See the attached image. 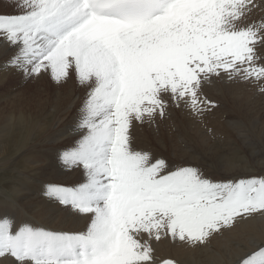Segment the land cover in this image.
<instances>
[{"label": "snow or ice", "instance_id": "obj_1", "mask_svg": "<svg viewBox=\"0 0 264 264\" xmlns=\"http://www.w3.org/2000/svg\"><path fill=\"white\" fill-rule=\"evenodd\" d=\"M3 67L25 76L74 74L85 96L64 169L75 186L47 182L45 197L87 220L79 232L52 231L0 214V260L13 264H155L152 242L207 246L264 218V177L213 180L195 166H171L131 147L133 121L154 124L175 108L201 120L216 107L203 96L215 79L264 80V0H7ZM264 93V86L260 88ZM210 131V130H209ZM232 264H264V230L236 244ZM161 264H176L165 259Z\"/></svg>", "mask_w": 264, "mask_h": 264}, {"label": "bare ground", "instance_id": "obj_2", "mask_svg": "<svg viewBox=\"0 0 264 264\" xmlns=\"http://www.w3.org/2000/svg\"><path fill=\"white\" fill-rule=\"evenodd\" d=\"M252 17L253 18L264 17V10H261V9L254 10L252 13ZM0 47L3 48V50L8 53V48H6L3 44H1ZM258 49L262 50V53H264V46L259 47ZM9 56L10 55L8 54L5 57L4 61L0 62V87L4 86L5 88L6 87L14 88L15 86H18V84L21 83V81L17 80L15 77L17 74L21 73V71L13 67H7V68L3 67L5 62L8 60ZM260 63H264V59H262ZM41 74L38 77H36V79H38L40 82H41L40 77L43 78V75ZM223 82L226 83L227 86L231 89V92L229 93L230 94L232 93V95L236 94L238 89H240V86H246V90L247 88H249L247 86L248 84L244 85L242 84L243 83L242 81L229 82L227 80H223ZM256 83L257 82H255V84ZM252 85L253 84H250L249 86L251 87ZM252 90L254 89L252 88L251 91ZM214 91L217 94H221L219 93V89L218 90L214 89ZM250 93H248L247 95H249ZM38 94H39V91L35 89V91L33 92V96L36 98L35 101H32L31 99L23 100L20 97L19 98L17 97L8 98L6 96L7 97L6 104H5L6 110L4 111L3 109L0 110V172H2L3 170H11L15 172V175L13 177L12 176L7 177L6 180L8 181H5L7 185H4L5 183H1V180H0V185H1L0 214L6 213L12 219L13 231H15L16 228L21 223H29L31 225L44 227L45 229L52 230V231H65V232L83 231L85 230L86 225H87V220L83 216H78L74 214L72 211L67 212L66 210L63 209L62 205H60L58 202L54 200L48 199L47 197L43 195V192H42L43 184L50 182L51 179H55L54 176H59L58 165L56 164L57 162L56 158H58L57 157L58 155L56 153L57 148L53 149L52 147L48 145L55 144L54 141L62 137L64 134H66L68 137L75 136L72 129L74 128L76 122L72 124L71 123L70 124L68 123L59 124L60 123L59 113L62 109V106L60 107V103H58V100H52V101H49L48 103H45L42 97H39L38 99ZM252 96H255V95H252ZM243 99L245 100V98ZM258 99L260 98L258 97ZM256 100H257V97H256ZM246 101L248 103L251 102L249 100H246ZM255 101H254V104H255ZM254 104L252 105L254 106ZM242 106L243 104L241 105V107ZM244 106L242 108H244ZM65 115H67V113ZM60 140L62 139L60 138ZM45 143L46 144L48 143V145H46ZM35 147L45 148L46 151L44 150L39 151V152L33 151V148ZM29 148H31L32 151H29ZM174 150H175L176 158H180V156H186L187 158L192 159L193 161H195L196 159L199 162L198 164H200V166L202 165L203 167L206 166L210 168V170L208 171L211 172V174H214L221 178L222 177L224 178L228 177L229 179H233V178L237 179L241 177L249 178V177H252V174L254 173H260V174L264 173V150H260L259 148L257 150H253L249 152V154L246 155V157L243 156L244 154L242 156L240 154L239 159L235 158L237 155L233 156L229 154L228 152L225 153L223 150H211L213 151L211 152L213 154L212 156H210L211 153L206 154L204 152L205 154H201L199 157L197 147L186 149V147H183L182 144L181 145L179 144L178 146H176V149ZM228 155H230V157H228ZM187 158H186V161H188ZM19 159H23L24 162L31 163V165H25V167L27 166L29 168H33L31 166H33L34 164H38L41 166H39V170L37 168L36 170H33V169L21 170V168L19 169V167H22V166L15 167L14 165ZM175 163L176 165H178L177 164L178 162L176 160H175ZM183 163L185 162L183 161ZM170 165L173 166L172 163H170ZM211 168L215 170L221 169V172H216L212 170ZM262 230H264V218L255 217L251 221L247 222L245 225L238 226L236 229L232 230L231 232H225L222 235L214 236L211 242L209 243L212 246V249H209L210 248L209 246L193 248V247H189L186 244H182L178 241L173 242L171 241V239H168V238L162 239L159 242L153 241L152 242V247L154 249L153 258H154L155 264H161V262L165 259H172L176 262V264H232L235 258V254L237 252L235 245L236 244H246L247 237L249 235H253L259 238L262 235ZM201 261L202 263H200ZM0 264H13L12 258L9 257L7 259L0 260Z\"/></svg>", "mask_w": 264, "mask_h": 264}, {"label": "rangeland", "instance_id": "obj_3", "mask_svg": "<svg viewBox=\"0 0 264 264\" xmlns=\"http://www.w3.org/2000/svg\"><path fill=\"white\" fill-rule=\"evenodd\" d=\"M6 2H7V0H0V13H13L12 8L5 6ZM1 44L2 43H0V45ZM13 51H14L13 49H8V53H7L6 51L3 50V48L0 47V62H3L5 57L8 54L11 55ZM258 53L262 57L264 56V53H262V50L258 49ZM42 73L43 74H41V75H43V78L40 77V80H41V82H40L38 79H36V76H31V77L25 76V74L21 71V73H19L15 76L17 80L21 81V83L18 84L19 88H18V86H15L14 88H12V87H6L5 88L4 86L0 87V89H1L0 90V110L1 109H3V111L6 110L5 104H6L7 97L8 98H11V97L19 98L20 97L23 100L31 99L32 101H35L36 98L33 96V92L36 89L39 91L38 99H39V97H42L44 99L43 101L45 103H48L49 101H52V100H58V103H60V107L62 106V109L59 113L60 114V118H59L60 123L59 124L75 123L76 117L78 114L77 113L78 109L80 107L81 101L83 100V98L85 96V89L78 85V83L75 80L74 74L66 82H63L61 84H57L51 79L50 73H48V72L47 73L42 72ZM252 82L251 83L250 82H243L242 83L244 85L248 84L247 86L250 89L247 88V90L249 89L250 91L246 90V86H240V89H238L236 94H233V95H232V93L231 94L229 93V92H231V89L227 86L226 83L223 82V80L221 81V79L215 80V78H214L211 83L206 84L203 87L202 94H203V96L207 97L209 100L214 101L216 104V107H214V108L210 109L208 112H206L207 114L205 113L206 115H204L202 121L201 120L200 121L195 120L194 118L187 115V113L185 111H181V110L175 109V108L170 110L171 116H169L168 119L161 120V119L157 118L156 122L153 125L152 124L150 125L147 123H144L145 124L144 125V124L138 123L136 121H133L131 128H130L131 147L134 150L150 152L152 155V158L154 157L153 160H155L159 157L160 158L162 157L163 159H165L169 163V165H170V163H172L173 166H177L175 163V160H176L178 162L177 164L180 166H181V164H182V166L186 165V164H190L192 166L198 167L199 169H201V171L204 173L205 176H207L213 180L229 179L228 177L227 178H224V177L221 178L219 176L211 174V172L208 171V170H210V168H208L206 166L203 167L202 165L200 166V164H198L199 162L196 159H195V161H193L192 159H189L186 156H180V158H176L174 149H176V146H178L179 144L180 145L182 144L183 147H186V149H189L192 147L193 148L197 147L199 157L201 154H205V153L209 154V153L213 152L211 150H223L225 153L228 152L229 154H231L233 156L237 155L238 157L236 156L235 157L236 159L237 158L239 159L240 154H241V156L244 154L243 156L246 157V155H248L249 152H251L253 150H257L258 148L260 150H264V93H262L260 91V88L262 86H264V80L259 81L256 84H255V81H252ZM219 83H220V85H219ZM249 83L253 84L254 86L252 85L253 87L252 86L250 87ZM221 84H223L224 86ZM252 88L254 89V90H252L253 92L251 91ZM14 89H16V90H14ZM214 89L215 90L219 89V93H221V94H217L214 91ZM12 90L14 91V93ZM255 90L258 92H256ZM254 91H255V93H254ZM248 93H250L251 96H250V94L247 95ZM252 95H255V96H252ZM249 96H250V98H249ZM1 97H3V98H1ZM242 97L245 98V100ZM251 97H252V99H251ZM256 97H257L258 101L256 100ZM258 97L260 99H258ZM246 100H249L251 102L248 103ZM253 100L254 101L256 100L255 104H254ZM245 103H246V105H245ZM250 103L254 104V106ZM242 104H243V106L245 105L244 108H242L243 106L241 107ZM247 104H249V105H247ZM248 106L250 109L248 108ZM251 106H253V107H251ZM251 108H253V109H251ZM63 110H65V111H63ZM240 112H242V113H240ZM66 113H67V115H65ZM214 114H216V115H214ZM240 114H242V115H240ZM210 117H211V119H210ZM216 118H218V119H216ZM219 118H221V119H219ZM62 119H64V120H62ZM234 119L235 120L237 119V120L235 121ZM177 122H179V123H177ZM192 124H193V126H192ZM138 127H139V129H138ZM198 129H200V130H198ZM220 129H221V131H220ZM171 130H172V132H171ZM186 130H188V131H186ZM224 134H226L227 136ZM66 136L67 135L64 134L62 137H60L62 140H60V138H58L56 141H54L55 144H51V145H48V143L47 144L45 143V144L52 147L53 149L57 148L56 153L58 155V152L68 148L69 146H72L74 139L77 138L76 135L75 136H69V137L67 136V138H66ZM225 136H226V138H225ZM68 139H69V141H68ZM29 144H31V143H29ZM167 145H168V147H167ZM238 146H240V147H238ZM29 147H30V145H29ZM241 147H242V149H241ZM43 150L46 151L45 148H38V147L33 148V151L39 152V151H43ZM29 151H32V149L29 148ZM212 155L213 154L211 153L210 156H212ZM228 157H230V155H228ZM186 158L188 161H186ZM19 160L21 161V163ZM19 160H17V162L14 165H15V167L16 166H22V167H19V169L21 168V170H24V169L36 170V168L39 170V166H41L38 164H34L33 166H31L33 168H29L27 166L25 167V165H31V163L30 162H24L23 159H19ZM56 160H57L56 164L58 165L59 176H54L55 179H51L50 182L61 184L64 186H69V187L75 186L76 184L84 182L85 178H83L84 176H83L82 168L75 167L74 169L73 168L72 169H64L61 166H59L58 158H56ZM183 161L185 163H183ZM2 166H4V165H2ZM211 169L216 171V172H221V169H217V170H215L213 168H211ZM72 171H73V173H72ZM61 172H63V173H61ZM254 174H252V177L253 176L264 177V173H262V174L254 173ZM14 175H15V172H13L11 170H3L2 172H0L1 183H5V181H8V180H6L7 177H11V176L13 177ZM241 178H237V179H241ZM233 179H235V178H233ZM61 180H62V182H61ZM4 185H7V183H5ZM0 188H1V185H0ZM63 209L66 210L67 212L71 211L69 208H66V207L64 208V206H63ZM208 246L210 247L209 249H212V246L210 244H208L207 247ZM200 263H202V261Z\"/></svg>", "mask_w": 264, "mask_h": 264}]
</instances>
